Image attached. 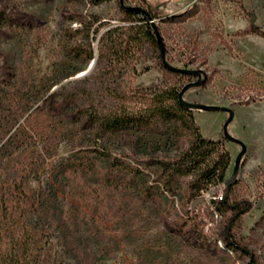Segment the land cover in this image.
Listing matches in <instances>:
<instances>
[{"label": "rangeland", "instance_id": "374dc122", "mask_svg": "<svg viewBox=\"0 0 264 264\" xmlns=\"http://www.w3.org/2000/svg\"><path fill=\"white\" fill-rule=\"evenodd\" d=\"M126 6L162 18L193 10L184 23L156 20L166 61L205 74V86L189 90L188 101L235 112L228 131L247 152L230 198L252 207L234 233L264 264V38L251 30L254 24L264 32V0H128ZM72 13L87 20L97 16L98 38L122 18L118 0L97 5L93 0H0V146L8 130L16 135L0 154V248L20 238L25 246L17 245L15 254L21 264H234L216 250L222 246V219L212 203L226 195L228 184L188 201L183 198L188 180L176 196L156 181L155 161L176 155L174 137L131 129L94 138L71 121L70 112L54 115L45 104L59 80L66 94L102 115L142 108L138 89L161 83L181 88L196 81L167 75L146 44L136 57L105 61L92 78L75 83L92 71L77 78L82 65L65 54L62 31L69 23L64 15ZM71 26L77 29L79 23ZM97 37L91 42L96 56ZM193 115L201 136L229 152L228 182L241 151L224 137L228 114ZM94 152L141 170L135 181L153 185L155 197L145 199L125 188L121 180L132 177ZM81 161L91 162L93 170H83ZM187 217L195 223L181 235L175 223Z\"/></svg>", "mask_w": 264, "mask_h": 264}, {"label": "trees", "instance_id": "16d2710c", "mask_svg": "<svg viewBox=\"0 0 264 264\" xmlns=\"http://www.w3.org/2000/svg\"><path fill=\"white\" fill-rule=\"evenodd\" d=\"M107 1L111 0H93V3L97 5ZM142 1L145 2L146 0ZM124 2L125 6L121 5L120 0H118V8L122 13V18L118 22L120 25L110 27L99 38L97 35L102 24L97 16L93 15L87 20L81 14L64 15L65 22L69 23V26L63 27L62 31L65 40V54L71 60L81 63L82 68L78 72L85 70L94 59L96 60L92 72L82 80L74 82L79 83L87 81L90 77L92 78L105 61L112 63L115 60L122 61L130 57H136L146 44L154 49L160 67L167 75L181 78L188 76L170 71L165 66L152 21L184 23L193 16V10L162 18L151 10L142 8L145 12L137 13L127 9L126 3L128 0H124ZM77 22L79 27L74 29L71 24ZM251 30L264 38V32H260L254 24H252ZM96 37L98 38L97 56L91 43ZM60 83L61 80L57 81L54 86L58 87L53 92H48L45 104L49 103L50 111L54 115L66 111L70 112L72 115L71 121L75 124L84 125L85 129L89 130L94 138H101L105 134L111 136L123 135L131 129L174 137L176 155L173 158L155 161L156 181L162 185L163 191L176 196L178 190L183 188V181L188 180L184 183L186 189L183 198L186 197V200L190 201L218 184H227L226 173L231 163L230 154L224 149L221 142H215L201 136L194 119V111L184 108L179 102V93L183 86L177 88L161 83L150 88L138 89L136 92L143 99L142 108L135 109L132 112L120 108L114 113L102 115L96 111L92 104L84 105L77 95L73 93L66 94V87ZM205 84L201 87H204ZM19 128L20 125L17 130ZM10 133L11 129L7 132L10 135L9 138L0 146V154L14 141L16 135ZM94 153L105 158L115 170L132 177L128 180H125V178L121 180V185L125 188L133 189L145 199L155 197L156 188L153 185L135 181L136 178L142 175L141 170L133 168L108 154ZM79 165L87 172L93 170L91 162L81 161ZM107 179L108 181L112 180L111 178ZM231 189L232 184L228 186L226 195L222 199L212 201L222 219L220 223L222 246H216V250L228 257L234 264H261L258 253L248 245L241 243L234 233L243 215L251 210L252 204L247 200L236 201L230 198ZM160 216L168 223L165 216L162 214ZM180 220L181 222L175 223L176 228L174 230L182 235L186 229L191 227L190 225L194 220L190 217ZM206 243L204 242V245ZM17 245L22 248L25 243L22 244L19 238L16 242L14 240L11 242L10 248L5 250L0 248V264H21L20 259H17L15 254Z\"/></svg>", "mask_w": 264, "mask_h": 264}, {"label": "water", "instance_id": "95a60500", "mask_svg": "<svg viewBox=\"0 0 264 264\" xmlns=\"http://www.w3.org/2000/svg\"><path fill=\"white\" fill-rule=\"evenodd\" d=\"M121 5L125 6L124 0H120ZM127 9H131L135 12H145L143 11L142 8L140 7H130V6H126ZM256 16H253V20L255 21ZM153 24V28H154V32L156 35V39H157V43L159 45V49H160V53L163 59V62L165 64V66L173 72L176 73H181V74H185L188 75L190 77H194L196 79V81L193 82H189L186 85L183 86L182 90L179 93V102L181 104V106H183L186 109L192 110V111H205V112H211V113H225L228 114V118L225 121L224 125H223V134L224 137L232 142L235 143L237 145H239L241 147V151L238 154L236 161H235V167H234V171L233 174L231 176V178L228 180L227 184L228 186L231 185L232 183H234L237 180V176L239 173V169L241 166V162L243 157L245 156L246 152H247V147L246 145L239 139L235 138L234 136H232L229 131H228V127L229 125L232 123V121L235 118V112L232 108H228V107H224V106H217V105H206V104H202V103H195V102H190L185 98V94L187 91L191 90V89H195V88H199L201 87L203 84H205L206 82V76L205 74L202 72V70H191V69H185V68H178L175 66L170 65L169 63H167L166 61V53H165V46H164V41L163 38L158 30L156 21H152ZM95 59L90 63V65L88 66V68L85 71L80 72V74L77 76V78L79 77H83L87 74H89L95 65Z\"/></svg>", "mask_w": 264, "mask_h": 264}, {"label": "built area", "instance_id": "2783aa9c", "mask_svg": "<svg viewBox=\"0 0 264 264\" xmlns=\"http://www.w3.org/2000/svg\"><path fill=\"white\" fill-rule=\"evenodd\" d=\"M222 197H223V195L221 194L218 198H219V199H222Z\"/></svg>", "mask_w": 264, "mask_h": 264}]
</instances>
